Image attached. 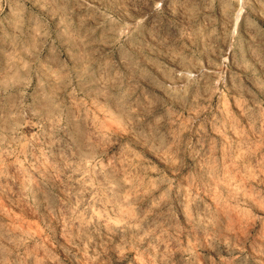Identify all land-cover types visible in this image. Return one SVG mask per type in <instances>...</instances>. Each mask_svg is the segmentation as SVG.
Instances as JSON below:
<instances>
[{
	"label": "rangeland",
	"instance_id": "obj_1",
	"mask_svg": "<svg viewBox=\"0 0 264 264\" xmlns=\"http://www.w3.org/2000/svg\"><path fill=\"white\" fill-rule=\"evenodd\" d=\"M0 264H264V0H0Z\"/></svg>",
	"mask_w": 264,
	"mask_h": 264
}]
</instances>
